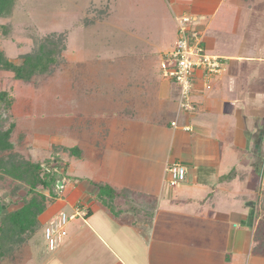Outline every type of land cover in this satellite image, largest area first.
I'll return each instance as SVG.
<instances>
[{"label":"crops","instance_id":"crops-1","mask_svg":"<svg viewBox=\"0 0 264 264\" xmlns=\"http://www.w3.org/2000/svg\"><path fill=\"white\" fill-rule=\"evenodd\" d=\"M168 1L177 24L164 53L176 45L178 19L190 14L189 35L197 33L209 54L221 57L224 71L209 81L196 72L193 109L181 107L180 87L165 77L148 88L150 99L148 89L130 93L135 108L153 112L146 119L132 118L152 132L138 136L148 146L136 163L125 161L109 185L101 181L92 189L74 179L62 196L61 181L58 195L39 217L41 237L45 240L44 228L61 212L80 207L87 214L69 222L68 234L56 248L46 244L44 251L37 249L29 264H232L246 249L248 264L257 256L264 263V187L247 195L240 187L229 194L227 186L259 176L263 167L264 0ZM174 162L184 166L185 177L171 184L166 168ZM98 185L116 192L112 205L97 200ZM137 195L149 198V210L136 207L141 203ZM249 196L255 198L250 209L240 212L231 206ZM19 258L16 264L24 259Z\"/></svg>","mask_w":264,"mask_h":264},{"label":"rangeland","instance_id":"rangeland-1","mask_svg":"<svg viewBox=\"0 0 264 264\" xmlns=\"http://www.w3.org/2000/svg\"><path fill=\"white\" fill-rule=\"evenodd\" d=\"M169 12L168 0H16L11 14L0 17V48L15 63L21 62L22 55L34 50L47 35L62 36L66 44L60 53L62 60L54 70L36 75L31 81L0 69V90L9 91L14 97L12 107L5 112L8 117L5 125L15 123L12 134L15 150L17 146L35 162L51 163V157L59 155L63 166L66 165L63 170L57 169V175L61 176L58 182L65 183L62 196L70 191L74 179L81 187L92 189L101 181L107 184L125 161L136 163V156L148 146L149 142L138 136H149L152 132L135 120L146 119L153 112L146 115L148 112L135 108L129 94L156 87L163 78L164 49L172 44L169 31L173 35L172 29L177 24ZM86 20L95 22L86 25L91 23ZM175 31L178 35L177 28ZM202 44L204 51L210 53L204 41ZM172 83L176 89L180 87L175 81ZM151 93L148 89L147 99ZM73 146L77 147L74 154L70 149ZM245 153L249 155V151ZM260 161L263 167L259 176L253 179L248 176L244 183L238 179L227 184L231 187L229 194L238 187L240 193L247 195L256 186L264 187V159ZM246 164L239 161L240 166ZM9 188L0 186L5 204L15 198L7 194ZM59 188L58 185L54 189L57 192ZM98 191L97 200H105L109 205L117 198L112 190L99 186ZM137 200L141 203L136 207L149 210V198L137 195ZM254 200L250 196L246 201L235 199V205L232 201L231 206L246 211ZM131 205L135 204L130 202ZM136 210L141 212L140 208ZM240 224L245 226L246 222L242 220ZM197 225L203 226L199 222ZM41 234L40 230L20 249L18 256L24 258L21 264H29L37 249H46L48 243ZM249 254L246 249L232 264H248ZM259 257H252L249 264L258 263ZM15 258L5 257L0 264H16Z\"/></svg>","mask_w":264,"mask_h":264},{"label":"trees","instance_id":"trees-1","mask_svg":"<svg viewBox=\"0 0 264 264\" xmlns=\"http://www.w3.org/2000/svg\"><path fill=\"white\" fill-rule=\"evenodd\" d=\"M15 2L16 0H0V17L10 15ZM87 21L91 23L86 25L95 22ZM63 41L62 36L47 35L34 50L22 55L19 63L13 62L0 48V69L14 72L15 77L23 81H31L36 75L51 73L62 60L60 53L66 48ZM13 102L14 97L9 91L0 90V186L8 185L10 188L7 194L15 197L5 204V198L0 196L3 208L0 210V260L5 257L16 259L23 245L42 229L39 217L58 195L54 189L61 178L57 175V169L63 170L66 166H63L59 155L52 156L51 163L35 162L18 150L17 146L15 150L12 141L15 123L8 127L5 125L8 118L5 112L12 107ZM22 139L19 140L20 145ZM54 146L59 148L56 144ZM63 149L68 147L63 146ZM70 149L73 150L72 154L74 150L77 151L74 146ZM101 187L112 190L107 185ZM112 192L116 193L114 190ZM12 205L18 206L11 208Z\"/></svg>","mask_w":264,"mask_h":264},{"label":"built area","instance_id":"built-area-1","mask_svg":"<svg viewBox=\"0 0 264 264\" xmlns=\"http://www.w3.org/2000/svg\"><path fill=\"white\" fill-rule=\"evenodd\" d=\"M190 16L178 19L176 45L162 60L163 77L175 81L180 86V104L184 109H193L191 94L195 84L196 72L202 71L206 81L220 75L225 69L221 57L204 51L202 40L197 33H188ZM166 170L170 173L171 184H176L185 177V168L178 162L171 163ZM86 210L78 207L73 212H61L44 229V236L49 248L60 245L68 234V224L77 217L86 216Z\"/></svg>","mask_w":264,"mask_h":264},{"label":"water","instance_id":"water-1","mask_svg":"<svg viewBox=\"0 0 264 264\" xmlns=\"http://www.w3.org/2000/svg\"><path fill=\"white\" fill-rule=\"evenodd\" d=\"M58 185L60 186L61 185V182H58Z\"/></svg>","mask_w":264,"mask_h":264}]
</instances>
